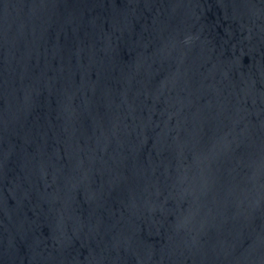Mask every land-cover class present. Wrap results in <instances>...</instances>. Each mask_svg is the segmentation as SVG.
<instances>
[{
  "label": "water",
  "instance_id": "95a60500",
  "mask_svg": "<svg viewBox=\"0 0 264 264\" xmlns=\"http://www.w3.org/2000/svg\"><path fill=\"white\" fill-rule=\"evenodd\" d=\"M0 264H264V0H0Z\"/></svg>",
  "mask_w": 264,
  "mask_h": 264
}]
</instances>
